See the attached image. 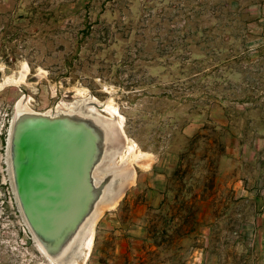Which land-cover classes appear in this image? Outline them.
Returning <instances> with one entry per match:
<instances>
[{
	"label": "rangeland",
	"instance_id": "rangeland-1",
	"mask_svg": "<svg viewBox=\"0 0 264 264\" xmlns=\"http://www.w3.org/2000/svg\"><path fill=\"white\" fill-rule=\"evenodd\" d=\"M69 115L90 130L78 186L60 136ZM132 142L150 160L133 161ZM112 161L135 170L116 205L162 177L148 232L173 264H264V0H0L2 237L30 231L23 213L38 207L48 226L44 208ZM32 234L19 264H45Z\"/></svg>",
	"mask_w": 264,
	"mask_h": 264
},
{
	"label": "bare ground",
	"instance_id": "bare-ground-1",
	"mask_svg": "<svg viewBox=\"0 0 264 264\" xmlns=\"http://www.w3.org/2000/svg\"><path fill=\"white\" fill-rule=\"evenodd\" d=\"M107 108H109L108 105L105 109ZM89 111L93 112L96 117L103 120L106 124L115 128L116 123L114 121L103 117L99 112L95 111V109L89 108ZM45 115L46 114L43 113L33 112L27 113L24 117L28 118V121H31L40 119ZM63 120L68 123L69 129L68 132L67 130L65 131L64 128L61 129V140L67 144V159L70 156L73 158L72 160L74 163V166L69 164L71 163V158L66 161V163L70 165V171L67 174V184L77 185V182L75 181L77 178V167L74 159L75 155L78 156L79 154L88 152L89 144H91L89 125L82 123L80 120H77L75 117L70 115L64 116ZM96 122H98V120L95 119L92 124H96ZM121 125L122 123L119 121L120 128ZM114 128H112L113 133L117 136L121 135L118 129L115 128V130ZM71 135H75L77 137L72 140L73 136L71 137ZM121 136H123V134ZM127 150L129 151V156L133 158V161L142 162V160L144 161L150 158V154L137 149V145L134 142L127 144ZM55 160L53 158L49 161L50 167L56 163ZM64 163L65 159L63 158L61 164L64 165ZM65 165L67 166V164ZM123 168L124 167L122 165H114L113 161L103 164L98 173L102 176L105 171L115 172L116 170L114 179H117L118 181L115 183L108 182L101 188L96 187L97 184H100L98 180L101 179V176L99 178H91L90 172L87 169L85 172L87 176L85 182L86 184L84 185L81 195L75 198H73L71 194L68 196L63 195L61 200L65 202L60 200L61 204H49L46 208H44V216L46 217L47 215L51 219L48 226H46V223L44 225L40 222L43 215L41 208L38 207V211H36V213L35 211H30L26 214L23 213L28 225L22 217L24 224H26V227L31 231L30 233H33L32 236H35L41 251L44 250L46 256H48L54 264H76L83 249L85 250V257L88 256L91 250L94 231V229L92 230V226L94 227L95 222L100 216L101 210L105 205L114 207L118 200H120L128 184L131 181H134L135 170H124ZM52 179L53 178H50L49 180L51 181ZM58 199L59 198L56 197V199L51 200L59 201ZM65 206L68 208L65 209ZM33 213H35L37 218L34 217L31 218V220L29 216L31 217ZM80 221H82V224H80ZM84 245L86 246L85 248ZM68 255L70 256L65 257Z\"/></svg>",
	"mask_w": 264,
	"mask_h": 264
},
{
	"label": "crops",
	"instance_id": "crops-1",
	"mask_svg": "<svg viewBox=\"0 0 264 264\" xmlns=\"http://www.w3.org/2000/svg\"><path fill=\"white\" fill-rule=\"evenodd\" d=\"M150 179L152 182L148 183L149 188L143 196L138 198L139 193L134 187L114 208L100 215L93 231L90 253L84 259L80 255L78 264H173L164 257L160 246L150 240L148 210L158 205L164 184L159 175ZM136 185L145 186L140 182ZM28 232L18 230L16 234L30 241L31 233ZM39 253L41 261L50 264ZM0 264H19V261L13 254L0 251Z\"/></svg>",
	"mask_w": 264,
	"mask_h": 264
},
{
	"label": "built area",
	"instance_id": "built-area-1",
	"mask_svg": "<svg viewBox=\"0 0 264 264\" xmlns=\"http://www.w3.org/2000/svg\"><path fill=\"white\" fill-rule=\"evenodd\" d=\"M16 232L17 231H11L10 236L6 235L4 238L0 234V248H2L5 253L13 254L17 252L23 255H30L26 239L24 240L23 237L17 236Z\"/></svg>",
	"mask_w": 264,
	"mask_h": 264
}]
</instances>
